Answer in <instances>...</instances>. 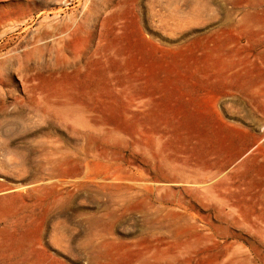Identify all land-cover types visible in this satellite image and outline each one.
<instances>
[{
  "label": "rangeland",
  "instance_id": "374dc122",
  "mask_svg": "<svg viewBox=\"0 0 264 264\" xmlns=\"http://www.w3.org/2000/svg\"><path fill=\"white\" fill-rule=\"evenodd\" d=\"M0 264H264V0H0Z\"/></svg>",
  "mask_w": 264,
  "mask_h": 264
}]
</instances>
